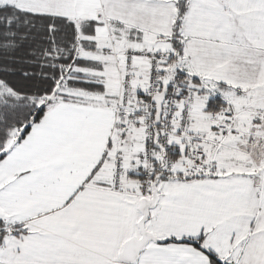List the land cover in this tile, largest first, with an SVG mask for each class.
I'll list each match as a JSON object with an SVG mask.
<instances>
[{
  "label": "snow or ice",
  "instance_id": "snow-or-ice-1",
  "mask_svg": "<svg viewBox=\"0 0 264 264\" xmlns=\"http://www.w3.org/2000/svg\"><path fill=\"white\" fill-rule=\"evenodd\" d=\"M0 264H264V0H0Z\"/></svg>",
  "mask_w": 264,
  "mask_h": 264
}]
</instances>
